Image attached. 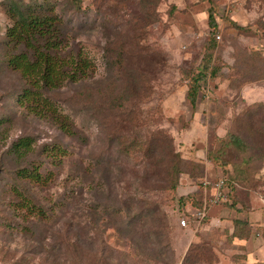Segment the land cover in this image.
<instances>
[{"label":"rangeland","instance_id":"374dc122","mask_svg":"<svg viewBox=\"0 0 264 264\" xmlns=\"http://www.w3.org/2000/svg\"><path fill=\"white\" fill-rule=\"evenodd\" d=\"M8 2L0 0V264H108L102 259L113 250L111 264L122 257L123 264H166L142 254V224L158 233L151 239L170 243L172 264L192 245L197 264H248L243 241L233 240L222 220L205 225L212 230L206 235L193 222L183 226L196 208L180 197L203 186L202 163L193 156L220 147L217 125L227 124L226 136L237 133L249 154L264 153V144L256 145L264 143V0H13L58 16L65 53L93 64L87 78L51 92L75 133L18 103L26 79L7 64ZM209 59L218 69L213 92L194 107L186 98L191 78ZM25 136L32 146L19 154L13 146ZM31 164L52 174L46 183L18 176ZM173 164L176 189L160 179ZM256 188L264 196V184ZM24 196L45 214L30 213ZM151 196L170 215L168 231L147 215ZM133 215L135 231L125 225Z\"/></svg>","mask_w":264,"mask_h":264},{"label":"trees","instance_id":"16d2710c","mask_svg":"<svg viewBox=\"0 0 264 264\" xmlns=\"http://www.w3.org/2000/svg\"><path fill=\"white\" fill-rule=\"evenodd\" d=\"M5 11L7 15L12 18L13 24L9 25L6 29L4 45L8 48L7 64L11 69L19 71L26 79L25 86L17 94L18 103L25 107L29 112H32L41 117L49 118L60 124V128L65 133H75L72 126L74 125L68 121V116L62 115L57 111L54 106V101L51 96V92L61 88L67 82L77 83L89 76L93 70L92 62L84 56L82 53L72 54L65 53V30L64 25L61 24V19L58 16L45 14L40 11L39 14H35L32 10L25 8L20 2H13L10 0ZM10 3V4H9ZM214 7L208 9V21L212 32L217 30V18ZM238 28L243 29L238 25ZM143 34V31H142ZM125 51V50H124ZM121 58L120 63L125 61V53L118 54ZM218 69L209 59L201 63L198 73L191 78L189 90L186 98L191 102L192 106L198 103L199 98H205L212 95L210 87V80L217 74ZM220 126L222 132L216 130V135L221 138L220 147L215 152H207V159L215 166L221 167L224 170V175L216 178H210L207 176L204 161H202L203 175L209 181L205 183V178L202 181L203 186L194 192L193 197L189 198L181 196V204H186L187 201H192V205L195 208H202L204 206L205 197L211 195L217 191V183L223 178L225 182L223 189L228 192L229 201L221 202L218 205H227L233 209L241 210L238 206L240 203H245L250 197V193L257 186H262L264 180L260 175L264 168V153H260L256 150L253 154H249L245 145L246 143L237 133H229L227 136V124L217 125ZM262 141V140H261ZM259 143L256 145H263ZM32 146V137L25 136L20 138L14 144V151L21 154L24 151H29ZM233 149L238 154L236 161L227 158V150ZM225 153V156L223 155ZM248 153V154H246ZM142 161H144L142 159ZM162 162V161H161ZM200 162V161H198ZM163 164V162H162ZM259 165V166H258ZM258 166V167H257ZM171 169V170H170ZM167 168L165 174L160 179L169 184V188H175L179 181L177 175L176 164L172 165V168ZM48 176H42L40 171V165L31 164L30 167H23L18 170V176L24 179H31L36 182L46 183ZM164 178H167L165 180ZM151 179V178H150ZM148 188V187H147ZM19 190L18 188L15 189ZM151 188L149 189V191ZM214 190V191H212ZM150 197L147 202L148 216L157 218L166 231L170 227V215L165 209H162L163 202H159ZM188 199V200H187ZM146 203V202H145ZM188 203V202H187ZM22 205L30 213L45 214L44 210L34 204L32 200L24 196ZM183 205V206H184ZM146 206V207H147ZM189 209V208H188ZM210 209V208H209ZM144 210L138 213L144 217ZM209 217V216H208ZM208 217L201 223L193 222L196 229L201 233H209L212 230H206L205 225L209 224ZM138 216L133 215V218H128L125 223L126 227L132 231L137 229ZM142 224V254L153 258L156 261L162 263L172 264L174 261L175 252L172 249L170 243H164L158 237V240L151 239L153 236L158 235L157 232L145 231ZM204 230V231H203ZM255 229L252 224L246 219H234V227L231 232V237L238 241L247 240L255 233ZM199 235H197L198 237ZM201 236V235H200ZM157 243V244H155ZM158 245V246H157ZM193 247V245H192ZM189 248L186 256L181 264H197L199 257L196 258L191 255L192 251ZM200 248V247H198ZM112 250V249H111ZM156 250V251H155ZM111 252V251H110ZM155 253V254H154ZM114 255V250L110 253V257L107 255L102 260L104 263L111 264V257ZM119 258V256H118ZM124 259L122 257L121 262L123 264Z\"/></svg>","mask_w":264,"mask_h":264},{"label":"crops","instance_id":"0c3cea01","mask_svg":"<svg viewBox=\"0 0 264 264\" xmlns=\"http://www.w3.org/2000/svg\"><path fill=\"white\" fill-rule=\"evenodd\" d=\"M199 151L193 158H197L196 161H204L205 168L207 169V176L216 178L224 175V170L221 167L215 166L209 162L206 149L201 148ZM260 175L264 180V168ZM214 206L210 207L208 215V221L214 223L212 225H217V222L220 224L222 220L224 223L222 226L227 229L230 228V232H232L234 219H246L252 224L256 232L247 240H243L242 244H240L243 249L242 253L246 260L249 259L248 264H264V196H259L258 189L254 188L250 193L249 199H247L244 204H239L238 207L241 210L233 209L227 205Z\"/></svg>","mask_w":264,"mask_h":264},{"label":"built area","instance_id":"2783aa9c","mask_svg":"<svg viewBox=\"0 0 264 264\" xmlns=\"http://www.w3.org/2000/svg\"><path fill=\"white\" fill-rule=\"evenodd\" d=\"M220 37V36H218ZM225 178L217 183V191L212 193L210 196L205 197L204 206L202 208H196L191 211V215L185 216L181 220L183 226H190L192 222L201 223L209 215V208L214 205H218L221 202H228L229 195L228 192L223 189ZM205 183H209L206 179Z\"/></svg>","mask_w":264,"mask_h":264},{"label":"clouds","instance_id":"9594fccd","mask_svg":"<svg viewBox=\"0 0 264 264\" xmlns=\"http://www.w3.org/2000/svg\"><path fill=\"white\" fill-rule=\"evenodd\" d=\"M214 32V31H213ZM205 181H206V179H205Z\"/></svg>","mask_w":264,"mask_h":264}]
</instances>
